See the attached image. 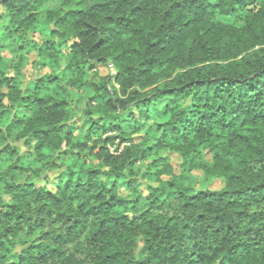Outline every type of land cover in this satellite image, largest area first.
Returning <instances> with one entry per match:
<instances>
[{
    "label": "trees",
    "instance_id": "trees-1",
    "mask_svg": "<svg viewBox=\"0 0 264 264\" xmlns=\"http://www.w3.org/2000/svg\"><path fill=\"white\" fill-rule=\"evenodd\" d=\"M3 50L0 264H264V0H0Z\"/></svg>",
    "mask_w": 264,
    "mask_h": 264
},
{
    "label": "rangeland",
    "instance_id": "rangeland-1",
    "mask_svg": "<svg viewBox=\"0 0 264 264\" xmlns=\"http://www.w3.org/2000/svg\"><path fill=\"white\" fill-rule=\"evenodd\" d=\"M0 56L8 64H15L18 61L17 56L11 55L7 50L1 51ZM24 57L25 58L23 60H21L22 65H21L20 70H21L25 80H28L31 76H35L36 74L47 73L46 69L34 70L32 68L33 67L32 64L36 59V55L33 51H29L27 54H25ZM99 73L101 76H104L108 73V70H106L105 68H99ZM122 147H123V145L121 146V148ZM114 149H115V147H112V148H110V151L114 152ZM159 154L162 157L168 158L171 161L174 168H177V166L180 162V157L177 153L169 151V150H165V151L159 152ZM215 187H218V184Z\"/></svg>",
    "mask_w": 264,
    "mask_h": 264
},
{
    "label": "water",
    "instance_id": "water-1",
    "mask_svg": "<svg viewBox=\"0 0 264 264\" xmlns=\"http://www.w3.org/2000/svg\"><path fill=\"white\" fill-rule=\"evenodd\" d=\"M109 65V64H108Z\"/></svg>",
    "mask_w": 264,
    "mask_h": 264
}]
</instances>
